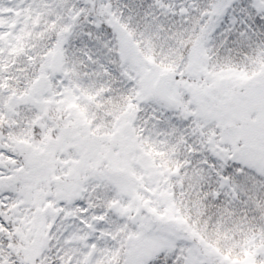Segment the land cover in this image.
<instances>
[{
    "label": "snow or ice",
    "instance_id": "obj_1",
    "mask_svg": "<svg viewBox=\"0 0 264 264\" xmlns=\"http://www.w3.org/2000/svg\"><path fill=\"white\" fill-rule=\"evenodd\" d=\"M0 264H264V0H0Z\"/></svg>",
    "mask_w": 264,
    "mask_h": 264
}]
</instances>
